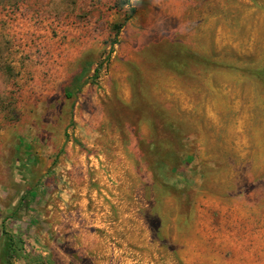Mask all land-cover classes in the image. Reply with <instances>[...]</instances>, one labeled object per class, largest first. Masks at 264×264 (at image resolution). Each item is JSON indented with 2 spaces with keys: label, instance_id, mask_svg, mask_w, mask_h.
<instances>
[{
  "label": "rangeland",
  "instance_id": "1",
  "mask_svg": "<svg viewBox=\"0 0 264 264\" xmlns=\"http://www.w3.org/2000/svg\"><path fill=\"white\" fill-rule=\"evenodd\" d=\"M0 264H264V0H0Z\"/></svg>",
  "mask_w": 264,
  "mask_h": 264
},
{
  "label": "trees",
  "instance_id": "2",
  "mask_svg": "<svg viewBox=\"0 0 264 264\" xmlns=\"http://www.w3.org/2000/svg\"><path fill=\"white\" fill-rule=\"evenodd\" d=\"M120 27H122V25H121V26H119V28H120ZM68 95H69V96H71V94H70V93H68Z\"/></svg>",
  "mask_w": 264,
  "mask_h": 264
}]
</instances>
